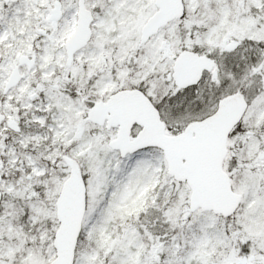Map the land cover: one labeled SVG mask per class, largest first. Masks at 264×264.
<instances>
[{
    "label": "snow or ice",
    "instance_id": "snow-or-ice-1",
    "mask_svg": "<svg viewBox=\"0 0 264 264\" xmlns=\"http://www.w3.org/2000/svg\"><path fill=\"white\" fill-rule=\"evenodd\" d=\"M0 264H264V0H0Z\"/></svg>",
    "mask_w": 264,
    "mask_h": 264
}]
</instances>
